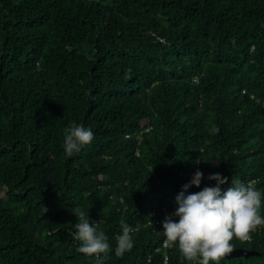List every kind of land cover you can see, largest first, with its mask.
<instances>
[{
  "label": "trees",
  "instance_id": "obj_1",
  "mask_svg": "<svg viewBox=\"0 0 264 264\" xmlns=\"http://www.w3.org/2000/svg\"><path fill=\"white\" fill-rule=\"evenodd\" d=\"M70 123L94 139L69 157ZM197 170L264 193V0H0V264H93L76 208L104 264H188L161 231ZM230 243L264 264V228Z\"/></svg>",
  "mask_w": 264,
  "mask_h": 264
},
{
  "label": "clouds",
  "instance_id": "obj_2",
  "mask_svg": "<svg viewBox=\"0 0 264 264\" xmlns=\"http://www.w3.org/2000/svg\"><path fill=\"white\" fill-rule=\"evenodd\" d=\"M150 127L146 129L148 131ZM128 136V135H127ZM94 139L92 130L82 124L70 123L63 129L62 147L70 157ZM203 173L197 170L188 183L181 186L175 196V211L162 221L163 243L167 248L176 247L188 264H220L229 256L235 245L234 238L249 241L251 234L264 228V193L253 183H243L232 177L230 186L222 189L228 177L215 173L207 177L216 181L215 186H205L200 191L189 192L192 186L200 187ZM47 209L45 208V211ZM76 217L72 238L78 242L76 251L93 258V264H104L112 251L106 234L99 230V223L90 222L83 210L72 211ZM116 237L115 255L122 256L134 245L133 229L124 221Z\"/></svg>",
  "mask_w": 264,
  "mask_h": 264
},
{
  "label": "water",
  "instance_id": "obj_3",
  "mask_svg": "<svg viewBox=\"0 0 264 264\" xmlns=\"http://www.w3.org/2000/svg\"><path fill=\"white\" fill-rule=\"evenodd\" d=\"M254 250H248L244 248H235V250L226 258H236V257H248L250 254H254Z\"/></svg>",
  "mask_w": 264,
  "mask_h": 264
}]
</instances>
